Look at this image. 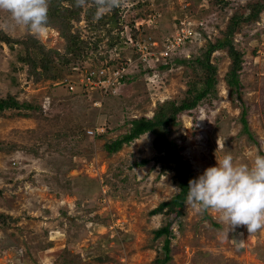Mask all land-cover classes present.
Returning a JSON list of instances; mask_svg holds the SVG:
<instances>
[{"label": "rangeland", "instance_id": "rangeland-1", "mask_svg": "<svg viewBox=\"0 0 264 264\" xmlns=\"http://www.w3.org/2000/svg\"><path fill=\"white\" fill-rule=\"evenodd\" d=\"M57 1L60 13L52 25L35 22L27 30L25 17L37 20L46 0H0V39L28 35L50 51L64 75L62 81L31 75L17 60L22 46L13 49L0 41V97L34 108L0 112V264H264V10L231 34L242 60L238 94H231L224 80L228 53L216 50L211 55L215 94L168 128V139L177 143L179 158L196 177L200 197L188 198L176 215V207L153 213L178 191L173 164L155 158L157 133H143L115 153L104 144L127 132L132 120L151 118L157 104L181 99L194 72L184 65L161 70L157 66L165 59L148 57L141 60L149 63L143 69L132 56L123 66L129 82L87 90L81 81L88 69L98 67L97 59L81 57L65 65L70 55L59 23L72 7L70 0ZM79 1V21L63 26L70 25L69 32L83 40L92 34L100 38L95 55L120 62L119 52L88 29L84 17L102 0ZM113 1L131 18L156 13V25L138 31L140 39L150 37L159 45L175 32L176 19L187 16L200 41L176 55L189 58L204 43L203 34L221 36L231 14L246 16V6L257 0ZM107 11L100 5L94 20ZM120 55L132 54L125 49ZM96 129L99 133H88ZM166 224L170 233L155 238L154 231Z\"/></svg>", "mask_w": 264, "mask_h": 264}, {"label": "trees", "instance_id": "trees-1", "mask_svg": "<svg viewBox=\"0 0 264 264\" xmlns=\"http://www.w3.org/2000/svg\"><path fill=\"white\" fill-rule=\"evenodd\" d=\"M88 2L87 0H82ZM219 0L215 1L216 4ZM47 9L41 16L36 20L35 16L30 18L25 17L26 29L29 30L31 26L37 22L42 25H52L51 19L57 13H60L58 1L57 0H46ZM70 5L72 8L65 10V17L60 19L61 33L64 39L66 40V53L70 56L68 59H65V65L69 66L70 62H75L76 60L83 59L88 57H94L97 59L96 64L98 67H95L93 70L104 69L107 67H113L117 65L118 67H123L127 65V60L130 61L131 57L134 58L138 56L135 49L130 45V39L135 40L139 38L140 33L138 30L140 27L136 26V23L139 19L143 22L149 20L152 21V25L157 23L155 15L147 14L144 17L141 14H137L135 17L131 18L127 14L128 10L126 8L120 7L118 2L115 4L113 0H102L97 1L96 7L86 9L85 20L87 23L88 29L99 32L102 34V37L107 38V46L111 50L119 52L120 62L117 60H106L107 56L104 55L101 58H98L95 55L96 48L98 46L100 38L95 39L91 35L90 40H83L81 35H78L76 32H69L71 26H63L68 24L71 21H79L80 15L82 13V7L79 0H70ZM212 1L210 0V4ZM140 3L132 6L137 8ZM103 6L108 8L107 12H104L95 19V11L98 7ZM248 14L242 16L240 13L235 12L227 20L225 29L220 30L221 36H214L212 39L207 37L205 34L202 35L204 38V43L198 47L196 54H193L189 58H184L183 56H177V51L181 48H187L191 41L197 42L195 38H192L190 41L184 42L180 48H178L172 55L165 58V61L161 62L157 66L158 69L166 70L170 65H184L186 68L189 67V70L194 72L193 78L188 82L185 95L179 100H166L162 103L157 104L156 111L153 113L151 118H146L140 116L135 120H132L131 126L128 128L127 132L123 135L118 136L114 140L108 141L104 144V148L108 153L117 152L123 144H127L131 139L137 138L139 135L152 132L157 133V136L154 140V147L158 155L155 157L158 162H167L173 164V170L175 172V181L178 188V191L173 195L169 200L159 203L156 208H154L153 213H162L169 210L177 208L176 215H180L181 210L186 203L188 198L200 199L199 194L195 191L194 186L196 184V177L189 166L185 165L183 161L178 156V146L174 140H169L167 137V132H169L170 127L174 124L177 117L184 112H191L192 109L196 108L201 102L205 99H210L213 94H215V85L217 82V67L216 64L211 61V55L214 51L220 49H226L228 56L231 60L230 66L224 75V80L229 88L231 94H238V88L240 86L239 82V71L242 68L241 53L239 50L235 49L231 42V34L242 22H247L251 19H256L259 13L264 10V1L257 0L254 4L249 3L247 6ZM124 9V11H123ZM58 15V14H57ZM187 16L176 19V26L180 24L181 21L187 20ZM145 23L143 24V26ZM154 25V27H155ZM143 26H141L143 28ZM200 28V26H197ZM176 27L174 26V31ZM198 29L196 28V31ZM168 36V35H167ZM170 36L166 37L169 38ZM94 38L92 41L91 39ZM30 37L26 39H14L3 36L0 41H4L10 48L15 49L14 45L17 43L22 46V50H17V60L28 65L30 74L36 75L37 78L47 77L51 79L61 80L64 75L59 73V70L56 69L53 59L48 56V52L44 51V47L39 44L37 41L29 40ZM199 39V38H197ZM91 46H88V43ZM125 49L131 51V56L122 58L120 54H123ZM42 52V53H41ZM55 52V51H51ZM94 53V55H93ZM183 57V58H182ZM188 57V56H187ZM61 59V56H60ZM121 60H124L123 62ZM85 61V60H84ZM149 63L139 61V66L145 69ZM156 65V64H154ZM65 67V71L69 68ZM40 68V70H37ZM73 67H71L72 69ZM69 71V70H68ZM91 70L88 69L85 72L89 74ZM129 76L123 75L118 79L114 86L121 88L129 82ZM62 81V80H61ZM199 84V85H198ZM85 87V86H84ZM86 88V87H85ZM10 109H34L33 106L29 103H19L14 98L0 97V112ZM243 113V112H242ZM28 115V114H26ZM243 124V130L247 133V121L244 117L241 118ZM169 128V129H168ZM249 135V133H247ZM250 136V135H249ZM142 162H145L142 160ZM201 205L204 207L206 204L201 202ZM1 217V216H0ZM3 217V215H2ZM170 233L169 225L166 224L157 228L154 231V237L159 238L161 236H166ZM168 239L164 242L165 250H167ZM168 255L166 254V259ZM164 263V261H163Z\"/></svg>", "mask_w": 264, "mask_h": 264}, {"label": "built area", "instance_id": "built-area-1", "mask_svg": "<svg viewBox=\"0 0 264 264\" xmlns=\"http://www.w3.org/2000/svg\"><path fill=\"white\" fill-rule=\"evenodd\" d=\"M144 23L147 24V26H151L152 21L149 19L145 22L140 20L139 22H137L136 26H143ZM195 33L196 28H194L192 24H190L189 20H184L176 26L175 32L171 34L169 38L163 39L161 45H159L150 37H147L146 39L137 38L133 40V43L131 45L137 52L140 61H146L147 57L148 59H165L166 57L170 56L171 53H174L178 48H180V46L184 42L190 41L192 38H195L193 37ZM124 68L125 67H107L104 69L91 70L89 74L83 76L81 82L87 88V90L94 88L96 84H100L102 88H106L109 85H113L118 79L123 76V74L125 73ZM68 89L72 90L73 86L69 85ZM88 133L90 135H94V133L99 132L96 129L95 132L93 130L89 131Z\"/></svg>", "mask_w": 264, "mask_h": 264}, {"label": "clouds", "instance_id": "clouds-1", "mask_svg": "<svg viewBox=\"0 0 264 264\" xmlns=\"http://www.w3.org/2000/svg\"><path fill=\"white\" fill-rule=\"evenodd\" d=\"M198 41H200V40H198ZM198 41H197V42H198ZM95 134H97V133H95Z\"/></svg>", "mask_w": 264, "mask_h": 264}]
</instances>
